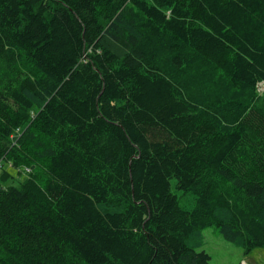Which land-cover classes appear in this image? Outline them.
<instances>
[{
	"label": "trees",
	"instance_id": "trees-1",
	"mask_svg": "<svg viewBox=\"0 0 264 264\" xmlns=\"http://www.w3.org/2000/svg\"><path fill=\"white\" fill-rule=\"evenodd\" d=\"M260 82L264 0H0V264L264 248Z\"/></svg>",
	"mask_w": 264,
	"mask_h": 264
},
{
	"label": "rangeland",
	"instance_id": "rangeland-1",
	"mask_svg": "<svg viewBox=\"0 0 264 264\" xmlns=\"http://www.w3.org/2000/svg\"><path fill=\"white\" fill-rule=\"evenodd\" d=\"M258 91H264V82L258 83ZM12 173L15 171L7 165ZM26 168H20V172L26 173ZM23 175V174H21ZM20 178V177H19ZM172 191L177 195L180 205L184 208H191L194 204L193 194L184 193L176 188L175 178L170 179ZM203 250L210 256V262L214 264H264V248H255L248 253L232 242L225 240L214 226L206 227L202 230V245L196 248Z\"/></svg>",
	"mask_w": 264,
	"mask_h": 264
},
{
	"label": "built area",
	"instance_id": "built-area-1",
	"mask_svg": "<svg viewBox=\"0 0 264 264\" xmlns=\"http://www.w3.org/2000/svg\"><path fill=\"white\" fill-rule=\"evenodd\" d=\"M241 264H245V262H242Z\"/></svg>",
	"mask_w": 264,
	"mask_h": 264
}]
</instances>
